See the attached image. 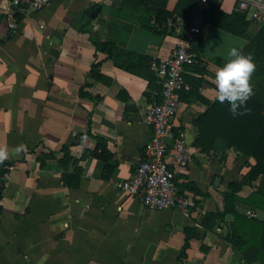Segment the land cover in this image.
Here are the masks:
<instances>
[{"label": "crops", "instance_id": "0c3cea01", "mask_svg": "<svg viewBox=\"0 0 264 264\" xmlns=\"http://www.w3.org/2000/svg\"><path fill=\"white\" fill-rule=\"evenodd\" d=\"M162 1L176 18L168 32L154 21L161 0H53L27 15L0 0V143L27 145L0 165V264H242L226 240L233 212L264 221V210L224 193L234 183L241 199L264 194V173L247 181L256 159L226 147L219 126L232 116L214 74L232 47L250 53L253 97L264 101V23L249 19L245 0H218L222 13L244 16L242 36L204 26L206 4ZM186 25L203 32L174 118L190 147L176 174L189 217L116 188L151 137L143 114L159 83L148 61L167 56Z\"/></svg>", "mask_w": 264, "mask_h": 264}, {"label": "built area", "instance_id": "2783aa9c", "mask_svg": "<svg viewBox=\"0 0 264 264\" xmlns=\"http://www.w3.org/2000/svg\"><path fill=\"white\" fill-rule=\"evenodd\" d=\"M52 1L9 0L10 12L27 15L42 10ZM195 1L201 4L207 2ZM245 1L249 19L256 24H263L264 0ZM167 23H172V18H168ZM200 33V27L186 25L167 56L151 58L150 69L156 74L160 87L143 114L144 123L151 129V137L134 171L116 183L118 190L139 197L143 207L148 210L174 209L186 217L190 216L192 199L180 192L176 174L187 168L190 147L185 134L176 130L174 118L179 104L177 94L185 87V69L197 60L192 41ZM246 214L253 216L254 212L247 210Z\"/></svg>", "mask_w": 264, "mask_h": 264}, {"label": "trees", "instance_id": "16d2710c", "mask_svg": "<svg viewBox=\"0 0 264 264\" xmlns=\"http://www.w3.org/2000/svg\"><path fill=\"white\" fill-rule=\"evenodd\" d=\"M156 1V0H150ZM162 5L156 9L154 13V21L157 26L165 25L162 29L164 32L173 29L172 23L168 26L167 19L174 17L170 12L164 9V2L161 0ZM207 8L203 10V25L214 24L218 25L222 29L233 33L235 35H244L247 22L244 20V16L238 14V12H231L230 14L222 13L219 10L218 0H207L205 3ZM203 32L194 37L192 41V47L195 53H197L198 47L202 41ZM98 48L105 49V43H96ZM107 50V48L105 49ZM108 56L110 52L106 51ZM197 58V56H196ZM150 60L149 68H150ZM160 88V87H159ZM244 114L233 116L228 122L221 124L220 131L226 139V147H236L241 150L246 156H253L256 159V163L247 174L246 180L251 181L255 179L260 173H264V101L258 102L253 96L247 101L246 108L241 109ZM204 118L197 122L200 127V141L201 146L205 147L209 139V126L208 122L204 121L207 112L202 115ZM262 150V152H259ZM2 166L5 167L3 164ZM4 168L0 169V177L4 172ZM230 191L224 193L226 202L232 200H241L248 204L253 205L256 208L264 210V194L257 191L252 192L247 198L236 197L233 192L237 185L230 184ZM181 192V190H180ZM233 222L230 228V235L226 237V240L234 247V249L240 254L242 264H250L252 261H257L259 264H264V221L248 218L244 215L233 212Z\"/></svg>", "mask_w": 264, "mask_h": 264}, {"label": "clouds", "instance_id": "9594fccd", "mask_svg": "<svg viewBox=\"0 0 264 264\" xmlns=\"http://www.w3.org/2000/svg\"><path fill=\"white\" fill-rule=\"evenodd\" d=\"M256 68L255 59L250 53L244 54L237 47H232L228 52L227 62L214 74L216 99L221 104L227 102L233 116L244 114L241 109L246 108L247 101L254 95L251 80ZM25 152L26 144H19L10 151L7 144L0 143V165L11 156H19Z\"/></svg>", "mask_w": 264, "mask_h": 264}, {"label": "rangeland", "instance_id": "374dc122", "mask_svg": "<svg viewBox=\"0 0 264 264\" xmlns=\"http://www.w3.org/2000/svg\"><path fill=\"white\" fill-rule=\"evenodd\" d=\"M261 81L263 80V76L261 77V79H260Z\"/></svg>", "mask_w": 264, "mask_h": 264}, {"label": "water", "instance_id": "95a60500", "mask_svg": "<svg viewBox=\"0 0 264 264\" xmlns=\"http://www.w3.org/2000/svg\"><path fill=\"white\" fill-rule=\"evenodd\" d=\"M217 180H218V178H217Z\"/></svg>", "mask_w": 264, "mask_h": 264}]
</instances>
